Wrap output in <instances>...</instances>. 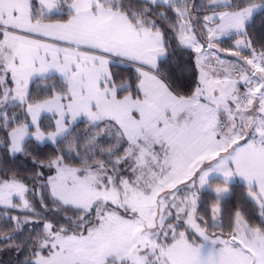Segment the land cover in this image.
<instances>
[{
	"label": "snow or ice",
	"instance_id": "obj_1",
	"mask_svg": "<svg viewBox=\"0 0 264 264\" xmlns=\"http://www.w3.org/2000/svg\"><path fill=\"white\" fill-rule=\"evenodd\" d=\"M257 17L264 0H0L11 264H264Z\"/></svg>",
	"mask_w": 264,
	"mask_h": 264
},
{
	"label": "trees",
	"instance_id": "obj_2",
	"mask_svg": "<svg viewBox=\"0 0 264 264\" xmlns=\"http://www.w3.org/2000/svg\"><path fill=\"white\" fill-rule=\"evenodd\" d=\"M253 30L255 32V35H256L257 39H260L262 36H264V31L261 30L260 25H259V17H257L256 25L254 26ZM231 43H232V41H228L227 43L223 44L222 46L223 47H228ZM185 77H187V70L185 71ZM180 83H181V86H184L186 83H188V81H187V79H185V80H182ZM50 149H51V146H49V148H46L45 152H49ZM23 159H24L23 157H20V159L15 161L14 163H9V166L10 167L11 166H15V164H19L20 160H23ZM24 168H26L27 171L23 172L22 175L27 177L28 172L31 171L30 161H29L28 164L24 165ZM240 192H241V189L239 188V186H234L233 195L229 198V202H228L227 206H230L231 202L234 201L240 195ZM36 203H37V207H39L38 199L36 200ZM211 203H212L211 195H209L208 193H204L201 196V202H200L201 207H200V210L201 211L206 210L207 208H209ZM248 210L250 212H252L253 214H255V210L252 208L251 205H249ZM6 255H8L10 257V259L5 264H11V262L15 261L16 259H19L20 261H23L25 259V254H23V253H21V254H19V256H17V254L15 252L2 251V252H0V261H1V259L3 257L5 258Z\"/></svg>",
	"mask_w": 264,
	"mask_h": 264
},
{
	"label": "rangeland",
	"instance_id": "obj_3",
	"mask_svg": "<svg viewBox=\"0 0 264 264\" xmlns=\"http://www.w3.org/2000/svg\"><path fill=\"white\" fill-rule=\"evenodd\" d=\"M221 55H225V54L221 53ZM48 122L49 121L47 119H42V124L46 125ZM9 259H10V257L8 255H6L5 258L3 257L0 262H3V264H5Z\"/></svg>",
	"mask_w": 264,
	"mask_h": 264
}]
</instances>
